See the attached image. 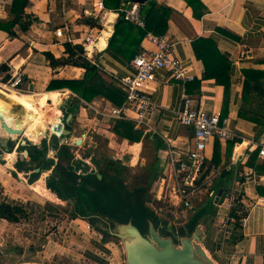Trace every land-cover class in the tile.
<instances>
[{
	"label": "crops",
	"instance_id": "0c3cea01",
	"mask_svg": "<svg viewBox=\"0 0 264 264\" xmlns=\"http://www.w3.org/2000/svg\"><path fill=\"white\" fill-rule=\"evenodd\" d=\"M98 1L28 0L25 12L35 19L30 28L22 31L16 24L15 37L0 29V104L20 118L38 124L48 123L49 140L53 134L52 127L63 130L68 128L70 121V134L65 136L68 144L70 136H78L82 138V144L89 141L90 146L99 130L109 133L108 142L119 156H129L124 161L126 166H144L150 177L156 175L151 179L156 181L154 186L151 184V192L159 203L162 201L158 198L161 194L157 197L156 191L166 192L169 175L165 152L169 144L164 136L177 150H188L194 144L192 128L179 124L174 113L182 103L184 92L189 94L196 106L210 112L221 111L229 117V128L238 134L239 142L231 146L228 141L220 140L218 165L211 163L216 140L209 143L205 152L206 163L201 171L202 176L209 169L201 179L206 184L194 198L191 209L194 207L192 211H195L207 207L202 212L199 226L205 233V248L218 264H264V195L258 190V187H264V183L253 179L261 174L264 176V170L256 171L248 165L258 146L264 143V78L259 84L253 82L244 93L245 70L264 71V0H201L206 9L201 17L195 16L186 0H156L171 9L165 34L173 41L172 55L188 65L195 79L188 82H155L153 100L159 107L150 123L161 136L154 139L152 131L142 129L149 136L139 142L119 137L112 131V125L99 122L100 114L91 105L100 109L114 106L109 100L96 96L85 102L75 91L63 86L62 80L82 79L85 68L74 64L53 66L44 54L51 52L56 58L67 57L65 42L69 38L71 42L85 47V38L91 36L95 44L85 47L86 55L97 65L104 80L116 84V78L134 74L132 53L153 46L146 37L141 39L137 30L133 36L122 38L117 46L111 45L116 22L121 18V8L127 0H103L104 10L95 8ZM12 4L13 0H0V20L15 18ZM91 17L95 19L94 23H87ZM58 29L62 30L61 35L55 33ZM199 37L212 38L228 59L227 74L231 85L226 103L225 86L217 84L214 78L203 79L205 67L193 48V41ZM17 70L23 73L24 82L18 89L5 87L4 84ZM51 83L54 89H48ZM14 91L29 95L36 109H17L11 99ZM74 107H77L75 114L71 112ZM114 122L111 123L114 125ZM2 134L3 130L0 137ZM19 137L18 143H21L23 135ZM0 150H4L1 145ZM15 152L8 154L12 157ZM15 157L11 158L10 167H13ZM257 157L263 159L258 156V151ZM151 159L153 161L148 164ZM159 163L161 167H157ZM164 170H168L167 174ZM160 177L165 184L162 190L157 186ZM220 189L227 193L222 203L220 198L216 201ZM233 198H237L241 205L238 214L242 215V219L238 227L229 215ZM168 205L183 219L186 217L188 220L191 215L190 208H179L170 202ZM214 206L217 207L215 215Z\"/></svg>",
	"mask_w": 264,
	"mask_h": 264
},
{
	"label": "trees",
	"instance_id": "16d2710c",
	"mask_svg": "<svg viewBox=\"0 0 264 264\" xmlns=\"http://www.w3.org/2000/svg\"><path fill=\"white\" fill-rule=\"evenodd\" d=\"M193 8L196 17H201L206 11L201 0H186ZM119 2V0L117 1ZM28 0H13L12 12L15 18L9 21L0 20V29L7 31L9 36L15 37L17 33L14 29L18 24L22 31H27L34 18L31 14L25 12ZM170 8L163 4H159L156 0H150L141 7V13L146 21V28H141L135 24L125 20L122 16L116 22L115 32L111 39V45H116L126 36H133L135 31L139 32L140 38L146 37L148 31L156 34H165L167 31V20ZM94 18L87 19V23H94ZM137 27V28H136ZM193 48L198 59L202 60L205 70L203 79L214 78L217 84L225 86L224 103L227 102L230 81L228 77V59L220 52L216 43L212 38L199 37L193 41ZM67 57L56 58L51 52H44L45 56L51 62V65L74 64L85 68V75L82 79L62 80L64 87H68L75 91L79 97L90 102L94 97L100 96L106 98L114 105H121L125 99L124 92L115 84L108 83L99 74L97 65L93 64L86 55L84 45L65 42ZM135 50L132 57H135L141 50ZM226 71V72H225ZM244 93L252 86L253 82H259L264 78V71L245 70ZM48 89H54L52 83ZM77 107L71 112L75 114ZM112 131L130 142H139L146 139L149 135L144 130L136 128L135 122L130 119L114 120ZM72 123V121H70ZM71 123L68 129H71ZM154 139L160 138L153 135ZM213 157L211 163L218 165L220 163V140L215 139ZM30 144L20 145L18 152L28 150V154L22 157L18 155L13 163L14 169L11 170L13 176L22 173L29 183L42 180L47 187L60 194L66 199L67 205L70 206L73 218L85 217L89 222L96 225L100 232L104 233V237L111 235V231L118 226L132 224L142 232H149L151 224L167 235V222L161 220L153 210L145 205V201L149 199L150 182L137 183L133 188H129L125 181L124 172L128 167L122 160H113L105 157L101 161L96 160L92 156L85 155L84 158L90 157L96 170H91L90 165L83 159H77L70 145L60 144L58 138L54 135L51 138V145L56 150L55 156L48 157V141L43 139L42 146L38 147L28 141ZM27 142V143H28ZM239 142V138L228 140L229 145H235ZM14 147V143L9 145V151ZM258 151V150H257ZM257 151L248 160L256 171L264 170V159L257 157ZM206 163V161H205ZM204 166V165H203ZM82 168V171L80 169ZM209 171L206 170L205 173ZM98 173L101 177H98ZM205 173L200 177L203 179ZM128 174V173H127ZM36 184V183H35ZM47 199L56 203L48 193H45L37 185H35ZM261 194L264 195V187H258ZM237 199V198H236ZM237 201V200H236ZM58 204V203H57ZM51 208L54 207L52 204ZM206 208L190 210L191 215L185 224L178 228L179 235L186 236L193 233L197 225L202 221V212ZM240 203L236 204L230 210V217L235 219V227L240 225L242 215ZM244 214V213H242ZM27 216L25 205L17 201H9L7 199L0 200V219H5L11 223H18L22 218ZM119 231V230H118ZM94 259L104 264L103 258L94 255Z\"/></svg>",
	"mask_w": 264,
	"mask_h": 264
},
{
	"label": "rangeland",
	"instance_id": "374dc122",
	"mask_svg": "<svg viewBox=\"0 0 264 264\" xmlns=\"http://www.w3.org/2000/svg\"><path fill=\"white\" fill-rule=\"evenodd\" d=\"M112 121L102 115L99 116V122L106 125L113 126ZM102 128H107V126ZM98 132V135L93 134L96 140L91 142L90 146L88 145L89 141H86L85 144L81 143L82 145H71L73 152L76 156L89 155L99 161L105 157L117 160L119 154L108 142L109 133L102 132V130ZM19 138L18 136L13 142L12 151L15 150L16 152L12 156H16L15 158L21 155V152H18V147L21 145L18 143ZM12 151L7 152L12 153ZM123 156L122 154L121 157ZM126 158L129 159V156L126 155L124 159H121L123 163ZM0 161L2 165L0 166V200L21 202L27 209V216L18 223L0 220V264H103L97 262L94 255L103 258L104 264H128L122 238L116 236L103 237L99 233L95 235L87 227V222L73 218L69 205L54 199L51 200L58 204L51 202L36 186L23 182L21 180L22 174H20L21 177L17 178L8 172L6 173L11 169V158L5 157L4 160L1 158ZM149 161L148 164H151L153 159ZM91 164L94 165L93 162ZM124 164L126 165V163ZM128 166V170L124 172V176L126 175L124 179L129 188H133L137 183L150 182V179L156 176L150 177V173L145 171L144 166ZM161 166V163L157 165V167ZM158 170L160 171V169ZM164 171L167 174L168 170ZM153 181L151 180V184L154 186L156 181ZM157 186H160L161 190L165 189L161 177L158 178ZM156 195L157 197L160 195L158 197L162 200L160 205L164 204L160 206L155 202L156 197H153L152 203H154L157 215L161 220L166 219L174 226H178V222L186 220V217L184 219L180 217V221L171 217L172 214H177L172 209L173 207L168 205L167 190L164 192L158 189ZM209 198L213 197L210 196ZM52 204L54 207L51 208ZM216 208V206L213 207V215L216 214Z\"/></svg>",
	"mask_w": 264,
	"mask_h": 264
},
{
	"label": "built area",
	"instance_id": "2783aa9c",
	"mask_svg": "<svg viewBox=\"0 0 264 264\" xmlns=\"http://www.w3.org/2000/svg\"><path fill=\"white\" fill-rule=\"evenodd\" d=\"M141 6L142 4L138 2L127 0L126 5L121 8L122 17L138 27L146 28ZM95 8L104 10L103 0H99L95 4ZM55 33L61 35L62 30L58 29ZM146 38L153 47H145L131 60L135 70L134 74L119 77L115 80L116 85L125 94L122 104L107 106L103 109L95 108L92 105L91 107L98 114L110 120H133L136 128L152 131L154 135L160 137V132L152 127L150 123L159 107L153 100V93L156 90L155 82L159 80L188 82L194 80L195 76L191 74L187 64L172 55L174 44L169 36L148 31ZM69 39L71 41V38ZM94 44L95 39L93 37L87 36L85 38L86 48ZM23 82V73L17 70L13 72L12 77L4 86L18 89ZM174 113L179 124L192 128L194 144L188 150H177L170 145V140L164 136V139L170 145L165 149L166 161L169 167L167 197L171 204H176L179 208H191L194 198L206 184V181H200V177L202 167L206 161L207 146L216 138L224 141L234 140L238 137V134L229 128L230 119L228 116L221 111L210 112L201 106H196L186 91L182 96V103ZM258 156L264 159V143L258 146ZM118 159L121 160L122 157L119 156ZM253 179L257 183H264L263 174ZM238 203L240 201L233 198L230 210Z\"/></svg>",
	"mask_w": 264,
	"mask_h": 264
},
{
	"label": "water",
	"instance_id": "95a60500",
	"mask_svg": "<svg viewBox=\"0 0 264 264\" xmlns=\"http://www.w3.org/2000/svg\"><path fill=\"white\" fill-rule=\"evenodd\" d=\"M133 1L140 4H145L148 0ZM71 117L72 114H70V118ZM6 127L5 128L7 131L18 134L17 137L23 135L21 145H26L27 141H30L35 146L40 147L42 146L43 139H46L48 141L49 148L48 157L53 158L55 156L56 150L51 145V139H48L47 129L45 130L44 135L41 136L37 141L31 140L23 130H19L18 132L13 128H9L7 125ZM50 130L53 132L52 136L55 135L58 138L60 144H68L65 136L70 134V129L65 128L63 130H56L54 127H52ZM68 142V145H79L82 142V138L78 136H70ZM0 145L2 148H4L3 151L0 150V160L1 158L4 160L5 157L8 159L10 155L7 154V151H9V139L1 136ZM23 154L27 155L28 150H24ZM34 185L36 184H33V186ZM222 191L223 190L220 189L216 195V201L217 198H220V203L223 202V199L227 194L223 193ZM194 209V207L192 209L190 208V210ZM171 217H174V219L176 218L178 220L180 219V217L175 214H172ZM163 221L167 222V230L170 232V235L162 234L154 227L153 224L150 226V236L148 238H144L140 234L139 229L130 223L118 226L119 231L117 235L123 239L125 244V255L128 264H218L205 248V233L199 225H197L192 234L181 236L179 235L178 228L182 227L187 220L181 222L177 221L179 223L178 226L172 225L166 219H163Z\"/></svg>",
	"mask_w": 264,
	"mask_h": 264
},
{
	"label": "bare ground",
	"instance_id": "6f19581e",
	"mask_svg": "<svg viewBox=\"0 0 264 264\" xmlns=\"http://www.w3.org/2000/svg\"><path fill=\"white\" fill-rule=\"evenodd\" d=\"M11 99H12L14 106L17 109H21V108H26L29 110L30 109H33V110L36 109V106L32 105V104H34V102L30 98L29 95L28 96L21 95V94L17 93L16 91H14V92H12ZM0 114L2 117V118L0 117V131L3 130L2 136L5 138H9V136H13V137L17 138V135H18V134H14V132H10V134L4 133V132H7V131H5L6 125L9 126V128H13L18 132H19V130L24 131V129H25L26 130L25 134L28 135L31 140H37V141L41 136L44 135L45 130L48 127V123L44 126L43 125L38 126V123L36 121H30L26 118H20L14 112L12 113V112L5 110L2 104H0ZM50 120H51V117H50L49 121ZM16 126H17V129H16ZM19 126H21L22 129H20ZM12 143L9 142V145H11ZM9 158H13V156L12 157L9 156ZM36 185L39 188H41L42 191H44L45 193H48L54 200L62 201L65 204H66V202H68L66 199H64V197L62 195L57 194L55 191H52V189L47 187V185L42 180H38Z\"/></svg>",
	"mask_w": 264,
	"mask_h": 264
},
{
	"label": "flooded vegetation",
	"instance_id": "af4514ba",
	"mask_svg": "<svg viewBox=\"0 0 264 264\" xmlns=\"http://www.w3.org/2000/svg\"><path fill=\"white\" fill-rule=\"evenodd\" d=\"M41 125H44V124H38V126H41ZM7 128V127H6ZM5 128V131H7V129ZM19 128L20 129H22V127L21 126H19ZM16 129H17V126H16ZM4 133H8V134H10V131H7V132H4ZM9 140H10V142H15V139H16V137H13V136H9V138H8ZM75 154V153H74ZM21 156L22 157H24V154H23V151L21 152ZM75 157L77 158V159H83L84 160V162H86L87 164H89L90 165V169L91 170H96L95 169V165H91L90 164V160H91V158L90 157H88V158H84L83 156L81 157V156H76V154H75ZM90 159V160H89ZM111 159H113V158H111ZM114 160V159H113ZM16 161V160H15ZM91 162H92V160H91ZM94 166V167H93ZM14 169V166L13 167H11V169L9 170V173L12 175V173H11V170H13ZM80 171H82V168L80 169ZM22 174V173H21ZM13 176V175H12ZM16 177V176H15ZM18 177H21L20 176V174H18V176H17V178ZM98 177H101V174L100 173H98ZM23 182H26L27 184H34V183H37V182H34V183H29L28 181H27V179L23 176V178L21 179ZM25 183V184H26ZM151 185V184H150ZM151 189H152V186H150L149 187V199L147 200V201H145V205H146V207H148L149 209H151V210H153L154 211V213L157 215V209H156V207L154 206V204L152 203L153 201V194H152V192H151ZM156 203H158L159 205H160V203L158 202V200H156L155 201ZM151 203V204H150ZM161 205H164V204H161ZM160 205V206H161ZM154 208V209H153ZM160 208V207H159ZM171 215V214H170ZM158 216V215H157ZM159 217V216H158ZM77 218H79L80 220H82V221H85V222H87L88 224V226H90V227H88L89 228V230L92 232V233H94L95 235H98V233H99V235L100 234H102V236L104 237L105 235H104V233L103 232H100L98 229H97V227H96V225H94V224H92L91 222H89L88 220V218H85V217H80V216H78ZM160 218V217H159ZM161 219V218H160ZM151 226V225H150ZM139 232H140V234L144 237V238H148L149 236H150V227H149V232L148 233H144V232H142V231H140L139 230ZM117 233H118V229L117 228H115L113 231H111V235H109L110 237L111 236H116V237H118V235H117ZM162 233V232H161ZM167 233V235H170V232H166ZM164 234V233H163Z\"/></svg>",
	"mask_w": 264,
	"mask_h": 264
}]
</instances>
